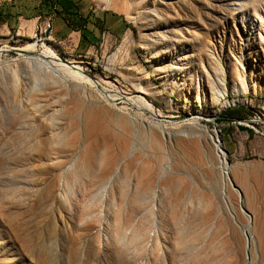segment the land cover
Here are the masks:
<instances>
[{
	"label": "rangeland",
	"instance_id": "obj_1",
	"mask_svg": "<svg viewBox=\"0 0 264 264\" xmlns=\"http://www.w3.org/2000/svg\"><path fill=\"white\" fill-rule=\"evenodd\" d=\"M90 1L118 15L122 32L81 56L40 33L48 17L0 29L2 71L22 50L50 49L124 98L58 82L53 100H77L75 120L91 117L100 139L95 150L69 147L63 130L20 128L21 87L15 96L0 79V264H264V0ZM141 97L150 113L125 101ZM213 135L231 167L225 193ZM104 146L117 157L110 174L120 171L106 199ZM139 162L152 165L154 185L170 168L171 207L157 221L150 194L134 192Z\"/></svg>",
	"mask_w": 264,
	"mask_h": 264
},
{
	"label": "bare ground",
	"instance_id": "obj_2",
	"mask_svg": "<svg viewBox=\"0 0 264 264\" xmlns=\"http://www.w3.org/2000/svg\"><path fill=\"white\" fill-rule=\"evenodd\" d=\"M53 27H54V23H48V26H46L44 30H40V33L41 34L43 32L48 33L49 38H51V35L53 32ZM49 38H47V40H49ZM32 48H33L32 46H29L30 50ZM1 51L2 50H0V53H1ZM25 51L26 50H22L19 53V57L15 60V61H17L15 65H13L11 68H8V66H7V71L9 69L8 72L2 71L0 69V79L2 81H4V80L7 81L9 86L12 87V92L15 96H17L19 93V92L17 93V89L19 87H21V97L20 96H19V98L14 97V102H15L14 106L16 105V109H19L20 114L22 115V118H23L20 122V125H21L20 128L21 127H23V128L34 127L37 129V131L41 132L42 136H43L44 131H45L44 128H46L47 134H52L53 132H55V130H57V131L63 130L64 131L63 133L66 134L69 147H76V143L81 141L84 143V145H86L88 147H92V149L95 150L94 144H96V143L98 144L100 139L96 136V132H95L94 126H93V123H94L93 119L91 117L85 115V116H83V119H82V125H80L75 120V117H76L77 112H78V105H79V102H77V100H75L71 97L70 103L68 104L66 102V105H62V104L60 105V103L55 101L56 99L53 100V96H52L53 93L57 92L61 86L58 82H60V83L62 82L65 84H71L73 82V84H75L77 86H79L78 84L81 83L83 85L85 84L87 86L94 87L98 90H102L105 94V97L107 99H109L111 102L119 101V100L124 99V98L123 97L120 98V97H117L116 95L111 94L110 92H106L104 90L103 86L99 82L92 80L90 78H87L83 74V72L81 71L80 68H78L75 65L68 64V63L62 61L59 58V56L57 54H55V52L50 50V49H45V50L41 51L40 53H31V52L26 53ZM27 51H29V50H27ZM162 73H164L166 78H172V75L170 74L171 73L170 70L162 71ZM9 86L7 85V87H9ZM147 90L150 91L153 95H155L158 92V89L156 87H154L152 84H150V86L147 88ZM16 93H17V95H16ZM142 100H143V102H142ZM63 101H66V99H63ZM125 101L127 104L133 105L135 108H137V110L143 109L144 111L150 113L151 110L153 109V108H151L152 105H150V103L143 97H141V101L139 100V102H138L139 104H136L130 98H125ZM60 114L63 115L62 118L57 117V115H60ZM53 116L56 118H53ZM17 119H19V118H17ZM55 119H57V120H55ZM29 130L31 131V129H29ZM45 135H46V133H45ZM47 137H49V136H47ZM38 139H41V138H38ZM211 139L215 145L216 152H217V155L219 157V168L221 169V171L224 175V179L222 180V184H223L222 190L225 193L228 190L227 188L230 185H233V181L231 179H229L228 176H226V171H228L229 169L231 170V167L227 164V160L225 158V153L222 150V145L219 142L218 137L216 135H213ZM41 141H42V139H41ZM53 144L55 145V143H53ZM43 145L45 146L44 143H43ZM65 146H67V144ZM69 147H68V149H69ZM53 149H55V148H53ZM107 149H108V147L104 146L103 151L101 153V162H102V164H105L104 167H106L107 170L104 168L105 171H103L100 174L101 176L99 177L102 179V181L101 180L100 181L103 183L102 189H101L103 199L107 198V190L109 189L111 182L114 179L115 175L118 172H120L119 168H117L113 174H110V172H112L110 168L113 166L117 157H116L114 152H108ZM124 155H125V151H122V156H124ZM50 163L51 162H49V164ZM116 163H117V161H116ZM122 163H123V160H122ZM139 163H140L139 167H136L135 169H130L131 172H133V175L135 176V180H136L134 192L150 194V199L152 201L150 206H151V211H153L152 220L157 221L159 219L158 213L162 212V209H164V207H166V208L171 207V201H170V196H169V194H170L169 193L170 183H169V180L167 179V175L170 172L169 171L170 168H169L168 164L164 165L163 172H161L160 175L158 174L159 175V178H158L159 184L154 185L150 181V178L152 177L151 176L152 165H150V163H145V162H139ZM55 164H59V162H56ZM98 164H99V162H98ZM59 166H57V167H59ZM52 167H54V166H52ZM109 170H110V172H109ZM128 170H129V167L124 166V168L122 169V172H125V171L128 172ZM123 176H125V175H123ZM242 193L243 192H241V194ZM0 208H1V206H0ZM126 218H127V216H126ZM128 222H130V221H128ZM115 227H117V226H115ZM115 234H116V232H115ZM245 234L247 236V239L249 240V238H250L249 234L250 233L248 232L247 228L245 230ZM114 237H116V236H114ZM119 240H120V238H119ZM135 242H137V241H135ZM127 246H129L128 248L132 250L130 242L128 243ZM246 264H250V262H246Z\"/></svg>",
	"mask_w": 264,
	"mask_h": 264
},
{
	"label": "crops",
	"instance_id": "obj_3",
	"mask_svg": "<svg viewBox=\"0 0 264 264\" xmlns=\"http://www.w3.org/2000/svg\"><path fill=\"white\" fill-rule=\"evenodd\" d=\"M54 9L52 35L62 44L71 43L78 56L89 51L103 33L122 32L118 15L97 11L90 0H0V29H30L34 22L54 14Z\"/></svg>",
	"mask_w": 264,
	"mask_h": 264
},
{
	"label": "built area",
	"instance_id": "obj_4",
	"mask_svg": "<svg viewBox=\"0 0 264 264\" xmlns=\"http://www.w3.org/2000/svg\"><path fill=\"white\" fill-rule=\"evenodd\" d=\"M55 12H54V14H52L51 16H49L48 18H47V20H46V26H48V23H54V19H55ZM109 37V35L107 34V33H103L102 34V41L103 42H105V40H106V38H108Z\"/></svg>",
	"mask_w": 264,
	"mask_h": 264
},
{
	"label": "trees",
	"instance_id": "obj_5",
	"mask_svg": "<svg viewBox=\"0 0 264 264\" xmlns=\"http://www.w3.org/2000/svg\"><path fill=\"white\" fill-rule=\"evenodd\" d=\"M54 12L57 13V11L54 9Z\"/></svg>",
	"mask_w": 264,
	"mask_h": 264
}]
</instances>
